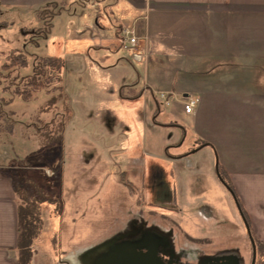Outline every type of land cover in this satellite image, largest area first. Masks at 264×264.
Here are the masks:
<instances>
[{
	"label": "rangeland",
	"instance_id": "obj_1",
	"mask_svg": "<svg viewBox=\"0 0 264 264\" xmlns=\"http://www.w3.org/2000/svg\"><path fill=\"white\" fill-rule=\"evenodd\" d=\"M53 1L0 0V69L14 52L29 61L28 69L12 73L15 84L33 76L35 57L65 63L60 101L58 93H41L26 103L12 94L17 84L0 92V99L12 101L4 111L15 123L13 129L1 127L0 167L6 173L27 169L44 197L63 205L61 214L51 205L44 208L34 242H50L54 253L38 250L39 264H98L117 245L144 247L149 234L160 246L166 241V256L181 264L217 258L252 264V244L232 194L222 190L217 158L198 155L194 169L181 161L203 144L212 118L211 102L207 114L198 115L199 98L185 102L181 92L211 89L212 66L175 69L159 56L148 60L129 28L121 45L131 49L134 40L135 48L114 46L108 30L116 23L111 15L121 18L128 11L123 0ZM51 8L59 11L52 33L36 35L45 23L41 13ZM49 125L52 134L45 136ZM207 199L210 223L202 214ZM203 236L209 239H196ZM257 249L256 264H264L260 243Z\"/></svg>",
	"mask_w": 264,
	"mask_h": 264
},
{
	"label": "crops",
	"instance_id": "obj_2",
	"mask_svg": "<svg viewBox=\"0 0 264 264\" xmlns=\"http://www.w3.org/2000/svg\"><path fill=\"white\" fill-rule=\"evenodd\" d=\"M61 1L68 0L53 2ZM123 1L129 5L123 17L111 15L116 23L108 31L113 34L114 46L121 48L129 28L140 40V55L147 53L148 60L159 56L175 69L201 64L203 68L208 65V70L212 66L211 89L181 92L185 102L193 95L199 98L202 105L198 115L205 116L209 110L205 104H212V118L207 122L211 132L195 153L181 161L194 169L191 162L198 155L207 152L211 162L217 158L218 168L227 174L253 235L264 243V0ZM148 88L153 91L152 85ZM171 91L178 94L174 88ZM204 109H208L206 113ZM3 171L0 167V264H18L21 202L13 180ZM220 183L222 190L230 193ZM217 189L224 195L221 188ZM211 204L207 199L203 205L207 223ZM43 248L46 253H54L50 242L46 247L34 242L31 264H39L37 251Z\"/></svg>",
	"mask_w": 264,
	"mask_h": 264
},
{
	"label": "trees",
	"instance_id": "obj_3",
	"mask_svg": "<svg viewBox=\"0 0 264 264\" xmlns=\"http://www.w3.org/2000/svg\"><path fill=\"white\" fill-rule=\"evenodd\" d=\"M58 15L59 11L53 12L52 8L47 10L44 9L41 13V17L43 18V21H45L44 27L38 30L36 32V35L48 37L52 33V30L54 28L53 22ZM2 29H5V27H3ZM33 65V76L24 77L23 79L19 78L20 81L16 83L18 85L17 89L15 91H12V94L17 98H20L22 101L29 103L34 99V96H38L41 93H44L47 96H51L53 93H58V100L60 101L64 97V89L62 87V73L65 66L64 61L61 58L56 57H35ZM28 68L29 61L26 56H24L23 54H17L15 52L11 53V55L7 58V63H5L0 69V92L8 93L12 88V85H16L14 79L11 78L12 73H14L15 71L21 72L22 70H26ZM17 75L18 77H20L19 74ZM10 78L13 81L11 82V86L3 88V82L8 81V79ZM139 98L140 97H137L134 100H137ZM56 101L57 100H55L53 103L49 102L47 106H45L46 108L43 109L44 112L46 110H50L51 112L56 106ZM11 103L12 101L0 99V130L2 129L1 127H3V125L5 124L7 125V127L12 129L15 126V123H12V121L8 119V114H6L4 111V107L9 106ZM12 129L10 130V132L12 131ZM49 130L50 125L44 133L45 136L52 134L51 132H49ZM3 172L4 174H6V176L13 180L16 194L21 202L18 264H31L33 257V244L34 241L39 238L43 226L42 216L44 208L48 205H51L52 207H55V209L61 214V212L63 211V205L60 201H52L45 198L42 189L38 187L36 182L30 176H28L26 170L20 173H6L5 171ZM219 175L224 185L229 189L230 192L234 194V197L239 203L245 219L249 223L247 215L242 209L239 199L237 198L236 194L233 191V188L227 181V174L223 170L219 169ZM60 181L61 179L58 178L56 183L60 184ZM255 243H260V247L264 249V243L258 241L256 238Z\"/></svg>",
	"mask_w": 264,
	"mask_h": 264
},
{
	"label": "water",
	"instance_id": "obj_4",
	"mask_svg": "<svg viewBox=\"0 0 264 264\" xmlns=\"http://www.w3.org/2000/svg\"><path fill=\"white\" fill-rule=\"evenodd\" d=\"M218 177L219 168L217 169ZM221 180V179H220ZM229 190V189H228ZM230 192V191H229ZM237 204V207L243 218L249 239L252 244L253 249V262L252 264L257 263V247L255 239L252 235L251 228L245 219L239 203L236 201L234 194L230 192ZM140 245H117L106 254V256L99 260L98 264H175V263H166L164 262L158 254V251L153 243L151 237L145 240L143 246ZM203 264H239L237 260L230 258H217L206 261Z\"/></svg>",
	"mask_w": 264,
	"mask_h": 264
},
{
	"label": "flooded vegetation",
	"instance_id": "obj_5",
	"mask_svg": "<svg viewBox=\"0 0 264 264\" xmlns=\"http://www.w3.org/2000/svg\"><path fill=\"white\" fill-rule=\"evenodd\" d=\"M148 237H151L153 243L155 244V247L158 251L159 256L161 257V259L166 262V263H175V264H181L177 261H173L171 258L167 257L166 255L169 254V251L167 252L164 248L166 247V241L163 243H161V246L159 245V243L157 242V239L155 236H153L152 234H149ZM148 239V238H147ZM162 247V248H161ZM164 249V250H163Z\"/></svg>",
	"mask_w": 264,
	"mask_h": 264
},
{
	"label": "built area",
	"instance_id": "obj_6",
	"mask_svg": "<svg viewBox=\"0 0 264 264\" xmlns=\"http://www.w3.org/2000/svg\"><path fill=\"white\" fill-rule=\"evenodd\" d=\"M124 45H125L124 43H122V45H121V46H123V50H124V51H129V50L135 48V46H136V41H134V40L131 41V46L133 47V48H131V49L128 48V47H126V46H124ZM140 57H141V56H140ZM140 57H139V58H140ZM139 58H137V59H139ZM194 107H195V104H194V103H192L191 105L185 107V111H186V113H187V114H192Z\"/></svg>",
	"mask_w": 264,
	"mask_h": 264
}]
</instances>
